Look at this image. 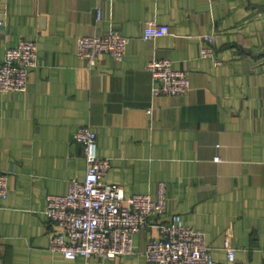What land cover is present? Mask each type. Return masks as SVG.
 <instances>
[{
	"label": "crops",
	"instance_id": "0c3cea01",
	"mask_svg": "<svg viewBox=\"0 0 264 264\" xmlns=\"http://www.w3.org/2000/svg\"><path fill=\"white\" fill-rule=\"evenodd\" d=\"M0 12V63L20 39L37 41L39 58L25 91L0 93V169L9 177L0 264H155L145 252L158 225L134 236L133 255L68 260L49 250L48 196L85 179L74 134L86 125L111 161L105 182L154 197L167 183L160 222L178 213L203 231L214 264H264V0H0ZM152 21L169 34L144 40ZM113 28L131 39L123 61L80 60L79 36ZM205 35L218 64L200 54ZM156 59L189 73L188 95H155L147 65Z\"/></svg>",
	"mask_w": 264,
	"mask_h": 264
},
{
	"label": "built area",
	"instance_id": "2783aa9c",
	"mask_svg": "<svg viewBox=\"0 0 264 264\" xmlns=\"http://www.w3.org/2000/svg\"><path fill=\"white\" fill-rule=\"evenodd\" d=\"M101 1V0H98ZM103 7H97V20H101ZM3 13L0 12V30ZM170 26L157 21L145 25L144 40L168 35ZM213 37L203 36L201 56L212 58L218 64ZM131 39L118 29L102 35L79 36L76 55L89 67H95L102 54H109L117 62L126 58ZM0 63V93L25 91L29 72L38 65V43L20 39L6 50ZM154 78V93L161 96H186L191 91L189 73L175 69L172 59H156L147 65ZM74 141L80 144L86 158V177H73L65 194L49 195L46 216L51 224L49 250L60 252L68 260L91 256L114 258L135 254L134 236L142 230L159 226L158 239L151 240L145 252L148 262L155 264H214L205 233L186 224L182 216L174 213L166 222L159 220L169 210L167 183L160 182L157 196L150 193L126 195L124 189L105 182L111 167L108 158L98 156L97 133L91 125L80 126ZM8 173L0 169V197L7 198ZM229 259L236 255L230 239L226 242Z\"/></svg>",
	"mask_w": 264,
	"mask_h": 264
}]
</instances>
